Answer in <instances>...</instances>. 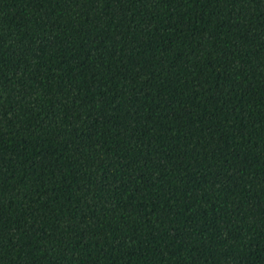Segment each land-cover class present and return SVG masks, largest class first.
I'll return each mask as SVG.
<instances>
[{"label":"trees","instance_id":"obj_1","mask_svg":"<svg viewBox=\"0 0 264 264\" xmlns=\"http://www.w3.org/2000/svg\"><path fill=\"white\" fill-rule=\"evenodd\" d=\"M0 264H264V0H0Z\"/></svg>","mask_w":264,"mask_h":264}]
</instances>
